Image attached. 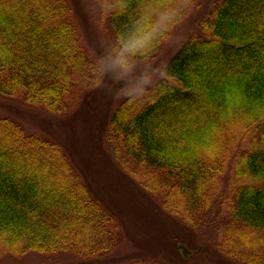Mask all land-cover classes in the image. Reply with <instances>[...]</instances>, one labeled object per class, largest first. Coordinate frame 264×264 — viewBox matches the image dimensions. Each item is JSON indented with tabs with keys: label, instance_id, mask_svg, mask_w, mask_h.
Segmentation results:
<instances>
[{
	"label": "trees",
	"instance_id": "trees-1",
	"mask_svg": "<svg viewBox=\"0 0 264 264\" xmlns=\"http://www.w3.org/2000/svg\"><path fill=\"white\" fill-rule=\"evenodd\" d=\"M193 1L114 0V57L127 36L143 45L125 54L130 64L154 58L195 15ZM191 23L162 77L108 112L102 145L120 166L143 168L152 201L193 228L212 223L223 199L230 218L218 250L264 264V0H213ZM81 35L69 0H0V97L68 113L102 75ZM120 226L60 141L0 116V254L70 252L86 262L117 249Z\"/></svg>",
	"mask_w": 264,
	"mask_h": 264
},
{
	"label": "rangeland",
	"instance_id": "rangeland-1",
	"mask_svg": "<svg viewBox=\"0 0 264 264\" xmlns=\"http://www.w3.org/2000/svg\"><path fill=\"white\" fill-rule=\"evenodd\" d=\"M69 1L81 28L82 41L103 65L99 83L68 113H51L28 106L17 97H0V116L8 115L27 132L48 134L62 143L95 196L118 214L119 245L114 251L86 262L81 259L89 258L70 252L56 256L28 252L17 258L0 254V264H244L217 248L230 218L223 199L217 201L212 223L193 228L179 216L163 212L152 201L151 194L140 184L147 178L143 168L135 162L128 164V168L120 166L102 145L108 112L127 93L140 91L142 76L150 77L151 84L162 77L166 60L194 30L196 24L191 21L213 0H194L190 12L195 15L178 22L157 55L134 63L129 72L112 63L113 34L108 16L114 0ZM223 181V189L229 192L235 181L232 166ZM261 235L264 239V233Z\"/></svg>",
	"mask_w": 264,
	"mask_h": 264
},
{
	"label": "clouds",
	"instance_id": "clouds-1",
	"mask_svg": "<svg viewBox=\"0 0 264 264\" xmlns=\"http://www.w3.org/2000/svg\"><path fill=\"white\" fill-rule=\"evenodd\" d=\"M130 37H121L118 40V44L120 45L119 51L116 53L115 57L113 58L112 63L114 65H117L121 68L124 72H129L134 67L133 64H130L128 62V57L125 54H129L130 56L134 57L135 55L140 52L143 45L141 44H130L129 43ZM142 87L140 88V94L143 95L145 89L151 85V79L147 76H142ZM130 98H132L130 95H126Z\"/></svg>",
	"mask_w": 264,
	"mask_h": 264
}]
</instances>
